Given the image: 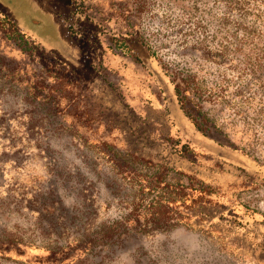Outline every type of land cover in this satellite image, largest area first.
<instances>
[{
	"label": "rangeland",
	"instance_id": "1",
	"mask_svg": "<svg viewBox=\"0 0 264 264\" xmlns=\"http://www.w3.org/2000/svg\"><path fill=\"white\" fill-rule=\"evenodd\" d=\"M137 142L187 144L179 165L264 214V0H0V264H264V240L181 226L99 241Z\"/></svg>",
	"mask_w": 264,
	"mask_h": 264
},
{
	"label": "trees",
	"instance_id": "2",
	"mask_svg": "<svg viewBox=\"0 0 264 264\" xmlns=\"http://www.w3.org/2000/svg\"><path fill=\"white\" fill-rule=\"evenodd\" d=\"M74 7H76L75 3ZM77 8H80L78 4ZM85 115L91 116L89 113ZM188 116L198 131L206 137V128L203 127L204 114L200 113L196 117L191 114ZM179 144V142L174 143L169 153L162 145H140L138 142L127 144V148L123 151L137 157L141 161L139 164L141 169H134L126 164L119 165L116 162H113V167L133 191L131 208L108 224L103 223L99 226L97 232L99 241H107V243L121 241L126 235L166 231L181 226L208 235L250 239L255 242V249H259L261 241L264 240V214L237 203L234 200L237 191H230L227 188V186L232 188L235 184L222 180L220 178L222 172H217L215 177L210 178L179 165L173 156L188 150L185 148L187 144L181 146ZM217 146L219 149H216ZM205 152L200 151L203 156H215V159L222 164L230 162L245 169L237 157L221 149L218 143L212 149H205ZM253 166L254 164L251 169L245 171L246 176L250 171L253 178L257 176L252 174ZM208 170L211 171L212 167L209 166ZM171 171L175 174L172 180H168ZM182 177H185V182L182 181ZM250 218L254 220L251 221ZM252 224L256 225L259 234L253 233ZM223 229L227 233L220 234ZM262 248L264 250V244Z\"/></svg>",
	"mask_w": 264,
	"mask_h": 264
},
{
	"label": "bare ground",
	"instance_id": "3",
	"mask_svg": "<svg viewBox=\"0 0 264 264\" xmlns=\"http://www.w3.org/2000/svg\"><path fill=\"white\" fill-rule=\"evenodd\" d=\"M62 190V189H61Z\"/></svg>",
	"mask_w": 264,
	"mask_h": 264
}]
</instances>
